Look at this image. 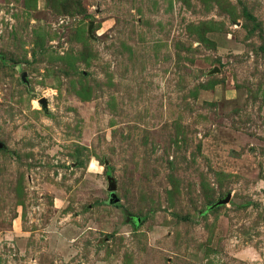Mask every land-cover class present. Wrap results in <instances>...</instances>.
I'll return each mask as SVG.
<instances>
[{
    "label": "rangeland",
    "instance_id": "374dc122",
    "mask_svg": "<svg viewBox=\"0 0 264 264\" xmlns=\"http://www.w3.org/2000/svg\"><path fill=\"white\" fill-rule=\"evenodd\" d=\"M0 264H264V0H0Z\"/></svg>",
    "mask_w": 264,
    "mask_h": 264
},
{
    "label": "water",
    "instance_id": "95a60500",
    "mask_svg": "<svg viewBox=\"0 0 264 264\" xmlns=\"http://www.w3.org/2000/svg\"><path fill=\"white\" fill-rule=\"evenodd\" d=\"M40 101H41L43 104L45 103V99H41ZM230 196H231V194H230V193H227V194L225 195V197H222V198L218 199V200L215 201L212 205H210V206H209V209H212V208L216 207L217 205H221V204L226 203L227 201H229Z\"/></svg>",
    "mask_w": 264,
    "mask_h": 264
}]
</instances>
